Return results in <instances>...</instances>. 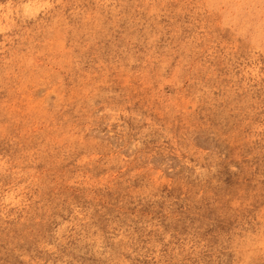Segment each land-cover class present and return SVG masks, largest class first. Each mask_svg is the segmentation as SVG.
I'll list each match as a JSON object with an SVG mask.
<instances>
[{"label": "rangeland", "instance_id": "rangeland-1", "mask_svg": "<svg viewBox=\"0 0 264 264\" xmlns=\"http://www.w3.org/2000/svg\"><path fill=\"white\" fill-rule=\"evenodd\" d=\"M0 264H264V0H0Z\"/></svg>", "mask_w": 264, "mask_h": 264}]
</instances>
